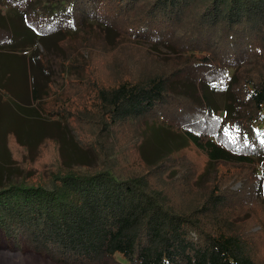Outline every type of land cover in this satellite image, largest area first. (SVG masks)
I'll list each match as a JSON object with an SVG mask.
<instances>
[{
    "label": "trees",
    "instance_id": "trees-1",
    "mask_svg": "<svg viewBox=\"0 0 264 264\" xmlns=\"http://www.w3.org/2000/svg\"><path fill=\"white\" fill-rule=\"evenodd\" d=\"M45 2L35 13L34 0H0V111H31L18 98L32 94L97 161L69 164L52 136L33 155L13 132L27 160L48 139L59 155L39 173L0 172V238L59 264H264V0ZM145 44L173 53L160 57ZM52 45L66 67L57 74L47 67ZM103 53L144 69L124 66L106 82L96 70ZM42 74L51 77L40 86ZM220 91L226 108L212 98ZM172 135L182 142L152 161L147 143ZM8 150L19 165L9 141Z\"/></svg>",
    "mask_w": 264,
    "mask_h": 264
},
{
    "label": "rangeland",
    "instance_id": "rangeland-1",
    "mask_svg": "<svg viewBox=\"0 0 264 264\" xmlns=\"http://www.w3.org/2000/svg\"><path fill=\"white\" fill-rule=\"evenodd\" d=\"M36 2L37 11L35 13L43 12V8H45V0H34ZM2 11L4 14L10 12L15 16V18L22 24L27 25L26 22V14L20 12L16 8L12 7L10 3L1 2ZM32 33L36 36V33L31 30ZM116 32L110 30L109 38L113 40L116 36ZM53 39V38H52ZM53 44V43H52ZM54 45V44H53ZM53 50L48 54L49 62L47 63V67L50 69V74L60 73L61 70L65 69L58 64L56 61V49L53 46ZM40 48V52L43 51V47L41 44L37 45ZM145 47L148 49V52H154L158 54L160 57L167 58L173 52L170 50L168 46L162 45H153V44H145ZM56 49V50H55ZM37 51H29V58L32 56V53H36ZM104 54V53H103ZM106 55V54H104ZM110 54H107L108 56ZM61 57H65V54L61 53ZM31 60V59H30ZM29 60V61H30ZM106 62V65L103 62ZM102 60L98 63L96 70L98 73L106 80V82H113L120 74L116 75L117 71L123 70L124 66L132 65L134 69L143 70L142 66L134 65L136 60L131 59L129 64H127V60H116L114 57H103ZM51 75L47 77L44 74L40 75V78L37 79V84L43 85L45 83V79L50 78ZM33 78V75H32ZM31 84L32 87L35 86L34 83ZM58 81V80H57ZM61 84V81H58V85ZM63 86V83H62ZM187 88H193L197 90L198 87H194L189 84L186 85ZM62 87H58V93L62 92ZM28 92L23 91L21 93V99L18 98L19 102L23 101V106L30 108L31 111H27V109H23L21 107L12 105L3 107L0 111V139L3 140L5 137V142L0 144V172L1 176L5 179L12 178L15 175L21 173L22 168H31L36 170L38 173L41 171H45V169L51 167H55L57 165L58 158V144L52 140L48 139L41 148V153L38 159L35 160H27L26 159V148L19 145L17 140L15 139V134L19 136V138L26 144H28L32 148V154L34 155L37 152L38 145L40 142L44 140L47 136H52L57 138L63 148V154L65 160L69 164L79 165L82 163H96V156L93 151L84 150L81 148L75 139L73 138L74 132L71 131L67 126L62 123L52 121L50 118L44 115L42 111L38 109L36 106L35 100L32 94H27ZM228 95L224 91L214 92L212 95L213 100L215 101V105L218 108H226L229 102ZM3 101L5 104H8L12 101V96L10 94H3ZM133 138L136 136L135 128L131 129ZM14 132V133H13ZM13 133V134H11ZM132 138V139H133ZM7 141H9V146L13 153L14 158L19 161V165H14L13 161H11V153L9 150L7 151ZM182 142V138L180 135H172L167 136L165 141L160 142L157 145H153L147 143L146 152L150 156L152 161H155L157 157L165 154L170 148H173L176 144H180ZM6 149V153H5ZM193 160L198 165H201L205 162V156L201 153H197L193 151ZM16 168V169H15ZM215 176V169L209 171L204 176L202 182L199 183V188L204 190L207 185V181L212 180ZM241 186V181H237L233 184V188H239ZM259 225L253 228L254 231L259 229ZM0 264H59L53 261L50 257L37 253L33 250H29L26 248H21L16 244L13 239H8L5 236H1L0 238Z\"/></svg>",
    "mask_w": 264,
    "mask_h": 264
}]
</instances>
